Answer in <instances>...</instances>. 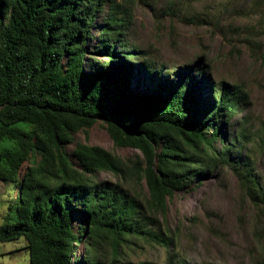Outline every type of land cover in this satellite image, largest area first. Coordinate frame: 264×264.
Listing matches in <instances>:
<instances>
[{
	"label": "trees",
	"instance_id": "16d2710c",
	"mask_svg": "<svg viewBox=\"0 0 264 264\" xmlns=\"http://www.w3.org/2000/svg\"><path fill=\"white\" fill-rule=\"evenodd\" d=\"M236 1L222 9H236ZM132 2L0 0V181L17 192L0 225V245L24 240L30 264H148L131 260L141 243L175 244L157 215L166 217L175 193L218 168L234 172L251 202L264 206V183L250 158L233 157L247 139V122L230 141L221 129L239 107L246 114L247 93L239 85L216 88L202 109L192 94L196 66L176 85L159 79L155 95L137 92L156 67L127 42ZM245 9L264 25V0ZM247 44L263 50L264 59L259 44ZM165 71L162 65L155 73ZM98 123L116 147L137 151V160L86 144L68 154L75 135ZM258 140L264 155V134ZM101 173L117 181H96ZM254 264H264V254Z\"/></svg>",
	"mask_w": 264,
	"mask_h": 264
},
{
	"label": "rangeland",
	"instance_id": "374dc122",
	"mask_svg": "<svg viewBox=\"0 0 264 264\" xmlns=\"http://www.w3.org/2000/svg\"><path fill=\"white\" fill-rule=\"evenodd\" d=\"M228 1L133 0L129 6L132 20L126 37L129 45L145 52L156 67L138 89L141 94L155 95L160 91L159 79L176 85L193 66L196 71L191 81L194 84L192 94L202 109L209 106L216 88L239 85L247 93L246 114L243 106L239 107L238 113L221 129L230 141L237 126L241 130L247 122L244 127L247 139L238 143L233 157L240 162L249 157L254 175L259 183H264V155L258 150V137L264 134L263 50L253 52L247 44L249 40L255 41L264 49V33L261 32L262 29L264 32V25L261 19L250 14V9H245L252 0H237L236 9H222ZM170 9H181V12L167 14ZM190 18L195 21H189ZM96 23L100 24L101 20ZM99 31L98 25L94 35ZM201 57L204 62L199 63ZM162 65L167 71L156 75ZM198 71H205V76L199 77ZM201 98L205 102H199ZM74 138L75 142L67 148L70 155L77 144H86L100 146L125 160L135 161L140 156L133 149L116 147L102 123L95 125L87 135L79 133ZM95 179L98 182L117 181L111 173L98 174ZM198 180L200 182L178 191L168 201L166 217L157 215L161 228H169L175 240L173 248L141 243L131 260L170 264L172 255L177 264H254L263 256L264 206L251 202L235 173L227 168H218ZM138 193L142 198L148 195L145 183L138 188ZM16 195L8 183L0 181V225L11 197ZM26 247L24 240L1 244L0 264H30ZM85 252V246H81L79 257H84Z\"/></svg>",
	"mask_w": 264,
	"mask_h": 264
}]
</instances>
